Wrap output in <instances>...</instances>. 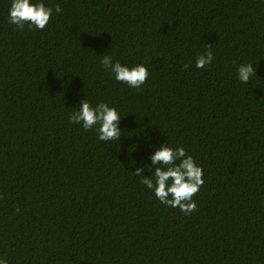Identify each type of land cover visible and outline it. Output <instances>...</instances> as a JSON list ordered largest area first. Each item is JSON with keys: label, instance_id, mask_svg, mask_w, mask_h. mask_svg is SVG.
I'll return each instance as SVG.
<instances>
[{"label": "trees", "instance_id": "16d2710c", "mask_svg": "<svg viewBox=\"0 0 264 264\" xmlns=\"http://www.w3.org/2000/svg\"><path fill=\"white\" fill-rule=\"evenodd\" d=\"M50 3L63 11L44 30L19 31L0 0V255L264 264V0ZM207 46L215 59L196 68ZM106 54L146 63L145 84L115 81L100 66ZM241 62L257 68L247 84ZM85 93L121 111L120 141L69 123ZM168 138L204 168L188 215L134 172Z\"/></svg>", "mask_w": 264, "mask_h": 264}, {"label": "clouds", "instance_id": "9594fccd", "mask_svg": "<svg viewBox=\"0 0 264 264\" xmlns=\"http://www.w3.org/2000/svg\"><path fill=\"white\" fill-rule=\"evenodd\" d=\"M63 11L60 4L53 6L50 0H9L8 21L16 30H44L53 14ZM215 59L210 46L197 55L195 67L203 69L211 65ZM100 66L117 82L133 89H140L147 81L150 72L146 63L128 64L106 54L100 59ZM236 78L241 84H247L257 68L251 62H241L237 65ZM68 115L69 123L79 125L85 131H94L98 141H120L123 131L120 127L123 114L108 102H93L85 98L73 107ZM168 137V136H167ZM154 148L149 159L150 164L137 168L135 174L140 182L150 191L161 204L170 208H178L186 215L197 209L193 197L205 183L204 168L194 156L188 153L184 146H178L169 141L160 145H150ZM152 175H145V169ZM0 264H10L6 256L0 255Z\"/></svg>", "mask_w": 264, "mask_h": 264}]
</instances>
